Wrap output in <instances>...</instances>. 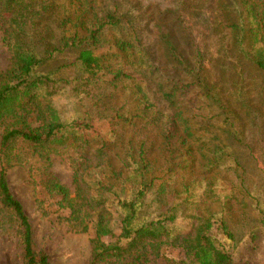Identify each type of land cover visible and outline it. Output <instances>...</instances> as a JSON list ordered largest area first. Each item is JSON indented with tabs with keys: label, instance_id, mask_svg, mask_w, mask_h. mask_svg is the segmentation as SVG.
<instances>
[{
	"label": "trees",
	"instance_id": "1",
	"mask_svg": "<svg viewBox=\"0 0 264 264\" xmlns=\"http://www.w3.org/2000/svg\"><path fill=\"white\" fill-rule=\"evenodd\" d=\"M164 2L167 6L156 4L155 17L148 20L157 30L155 42L163 46L160 54L145 42L138 22L150 6L138 0H0L10 53L9 68L0 75V121L14 119L0 154L10 164L18 158L13 145L21 140L38 155L41 184L82 232L95 233L91 264H127L167 247L183 252L184 264H241L224 239L235 240L230 220L235 213L248 217L253 196L246 167L232 150L242 143L235 127L242 117L230 95H222L219 81L227 83L252 122L264 116L244 100L257 78L256 92L264 99V1ZM173 19L177 27L168 26ZM60 59L58 69L44 71ZM214 63L218 76L209 67ZM70 67L79 71L72 81L55 77ZM158 75L150 97L141 83ZM60 83L71 84L84 109L65 121L52 104ZM125 83L135 89L121 102ZM196 104L220 111L225 140L209 139L211 119L195 113ZM156 149L162 167L152 160ZM61 152L73 154L75 197L51 171L52 156ZM228 161L236 179L222 196L216 171ZM128 179L134 191L117 188ZM197 183H202L199 196ZM0 212L18 224L22 264H52L34 247L32 224L11 191L6 168L0 170ZM260 221L264 225V213ZM108 236L113 239L106 243Z\"/></svg>",
	"mask_w": 264,
	"mask_h": 264
},
{
	"label": "rangeland",
	"instance_id": "2",
	"mask_svg": "<svg viewBox=\"0 0 264 264\" xmlns=\"http://www.w3.org/2000/svg\"><path fill=\"white\" fill-rule=\"evenodd\" d=\"M95 1L104 2L105 0ZM138 1L144 6H150L148 13L142 15L138 22L140 27H143V36L147 37L145 42L150 49L157 48L159 53L162 54L164 52L163 46L158 45L154 40L157 30L153 22L148 20L152 19L151 15L154 16L153 13L157 7L156 4L162 6L161 4L165 5V2L164 0ZM169 6H172V4L170 3ZM143 11V7H140L138 12ZM137 14L136 12L135 15ZM175 20H171L168 26L177 27V25L175 26ZM3 38L4 31L0 26V75L10 65V53ZM63 62V59H60L57 63L50 62L44 71H54ZM215 65L216 63L209 67L211 68V72L218 76L219 74L214 69ZM77 75H79V71L76 67L66 68L55 73L57 79L60 78L70 81L77 77ZM183 78L186 79V82H189L188 78ZM155 81L159 85V75L155 80H148L141 83L150 97L154 91L153 85ZM257 82H259L258 78L255 80L253 90L248 92L249 97L245 95L244 100L249 101L248 104L250 107L257 108L259 109L258 111L264 113V99L256 92ZM219 86L223 90L221 91L225 98L230 95L231 105L236 109V113L238 112L242 117V119H237L235 122L236 129L241 131L242 137L240 136V138L242 143L234 145L232 150L239 155L241 163L246 167L247 186L253 196L250 208H248V217L244 218L240 215L241 213H235L236 217L230 220L231 231L235 240L230 241L227 237L224 240L226 241V245H229L233 257L238 263L264 264V225L260 221L264 213V116L252 122L246 115L245 109L241 105H237L236 100L238 97L235 94H230L228 91L227 83L219 81ZM59 87V92L52 98L53 107L58 111L64 121L77 117L80 110L84 111L80 107L81 97L73 93L71 84L60 83ZM123 87L127 88L128 91H125L124 98L121 99V102H125V97L130 95L135 89V85L125 83ZM194 94L198 95L197 92H194ZM135 99L136 97L132 96V98L128 99L131 101L129 103H134ZM195 107L197 108L195 113L202 114L207 119H211L210 123L213 126L210 127L212 132L208 131L209 139L212 136H219L222 140H225V134L222 131L224 129V118L220 116V111L218 109H207L204 111L199 108L198 104ZM13 122L14 119L12 116L0 121V145L5 131L11 127ZM195 127H199L201 131H205L203 128L204 125ZM102 128L106 133L108 130L107 123H104ZM224 144L228 143L224 142ZM229 146L230 144L227 148ZM13 151L18 158H15L10 164L6 161L5 156L0 154V170L6 168L11 191L23 204L30 219L33 227L35 249L46 252L52 264H91L93 251L92 241L95 237L94 231L82 232L80 227L76 226L77 223H73L69 218V210L62 209L58 201L44 188L41 184L44 169L42 160H40L38 155L32 153L28 145L21 140L17 141L13 145ZM201 157L202 154H199L198 158ZM72 159V153L61 152L54 154L52 156L51 171L63 185L70 189L72 197H75L77 192L74 183L75 162ZM152 160H157L155 164L157 167H162L164 164V158L157 149ZM234 166L228 161L221 163L219 168H217L216 189L222 196L229 193L227 188L236 179L233 171ZM197 168L200 171L201 167L197 166ZM161 171L163 170L160 168L159 172ZM177 182H180V179ZM122 185L124 189L126 188V191L130 192L135 190L133 180L128 179L124 184L117 185V188H121ZM177 185L179 187V184ZM195 186L194 191L199 196L202 191V183H197ZM117 191L123 196L121 190ZM114 199L115 196L112 197V200ZM184 224V220L176 223L178 226H183ZM245 224L247 225L246 227ZM17 226L18 224L12 220L10 221L6 217V214L0 212V264H22V248L19 245ZM248 228H251V230ZM116 233L118 234L119 231H116ZM112 239V237L108 236L104 237L103 241L109 243ZM184 258L185 255L180 250L167 247L163 249L161 254H148L139 259L130 258L126 262L127 264H184ZM102 264L117 263L115 260H108Z\"/></svg>",
	"mask_w": 264,
	"mask_h": 264
}]
</instances>
